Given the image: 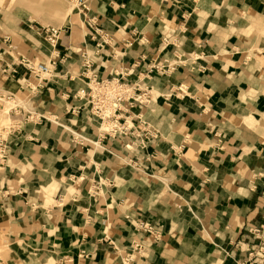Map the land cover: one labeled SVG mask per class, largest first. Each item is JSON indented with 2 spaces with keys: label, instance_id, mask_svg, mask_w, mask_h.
<instances>
[{
  "label": "crops",
  "instance_id": "obj_1",
  "mask_svg": "<svg viewBox=\"0 0 264 264\" xmlns=\"http://www.w3.org/2000/svg\"><path fill=\"white\" fill-rule=\"evenodd\" d=\"M79 15L37 93L20 60L52 57L44 24L0 18V87L49 117L10 136L0 162L3 264H261L264 0H90L94 22ZM94 74L151 90L127 103L157 131L147 147L89 118L76 92Z\"/></svg>",
  "mask_w": 264,
  "mask_h": 264
},
{
  "label": "built area",
  "instance_id": "obj_2",
  "mask_svg": "<svg viewBox=\"0 0 264 264\" xmlns=\"http://www.w3.org/2000/svg\"><path fill=\"white\" fill-rule=\"evenodd\" d=\"M72 4L78 9L84 17L88 18L90 22H94V17L90 14V0H70ZM45 37L46 41L53 47V55L50 60L45 62H34L33 60L22 58L20 62L27 69L29 76L20 78L19 84L23 88H28L31 93L40 92L42 88L51 78L57 75L56 68L58 66V44L61 40L64 28L55 25H39L37 28ZM84 66L86 71L90 67L89 54L85 51L83 54ZM159 70H164L161 66H156ZM6 71V69H4ZM12 73H16L13 69ZM31 77L35 78L30 81ZM88 82L84 88L76 92V97L84 99L88 106L89 118H93L99 122V127L102 133L125 138V148L127 150L134 149V146L145 148L150 137H155L157 134L151 130H145L146 122L142 118L135 123L132 116L128 113L129 107L134 106L135 103H144L148 101V90L144 89L135 93L133 85L120 78H99L96 74L88 78ZM36 80V82H35ZM0 107L5 108L4 98L14 99V105L10 108L13 119L8 127L5 136L0 137V162L5 161L11 151L10 144L14 133H18L23 129L27 122H39L44 118H49L46 114L36 112L29 108L27 102L20 99L17 102V97L14 93L0 89ZM146 97L147 99H144ZM85 106H73L68 111L73 114H80ZM79 138L80 135L78 134ZM77 137H75L76 139ZM251 261L264 264V245L253 247L250 251ZM0 264H3L0 258Z\"/></svg>",
  "mask_w": 264,
  "mask_h": 264
},
{
  "label": "rangeland",
  "instance_id": "obj_3",
  "mask_svg": "<svg viewBox=\"0 0 264 264\" xmlns=\"http://www.w3.org/2000/svg\"><path fill=\"white\" fill-rule=\"evenodd\" d=\"M21 1L24 3L25 0H20V1L19 0H0V18H3V17L7 18L8 15L13 16L14 14H17L18 16L22 18H26L29 15L35 20H37L38 22L46 26L55 25V26L62 27L64 24H70L71 21H74L75 23H80L82 25L83 20L81 19L79 15L78 9L72 4L70 0H34L36 1L35 4L37 6L33 9L29 7L27 8L26 6L22 5L23 3ZM49 2H52L54 4L49 5ZM0 75H1V72H0ZM1 84H3V80L2 81L0 80V86ZM150 96H151V90L149 89L147 97L150 98ZM20 99H21L20 97H17V102H20ZM144 99H147V98L144 97ZM2 101L5 102V108L2 109L0 107V137L5 136V133L7 132L8 127L12 123L13 119H15L12 116V113L10 112V108L15 104L14 99L4 98ZM146 124L147 125H145L146 127L145 130H151L157 134V131L151 129L148 122ZM156 137L157 135L155 137H150L147 141V144L149 143L151 138L155 139ZM73 192L76 193L75 190H73ZM36 252H38V254L42 253L43 256H45L46 254L45 251L40 252L39 250ZM0 256H2L3 258L9 256V254H7L5 246L0 247Z\"/></svg>",
  "mask_w": 264,
  "mask_h": 264
},
{
  "label": "bare ground",
  "instance_id": "obj_4",
  "mask_svg": "<svg viewBox=\"0 0 264 264\" xmlns=\"http://www.w3.org/2000/svg\"><path fill=\"white\" fill-rule=\"evenodd\" d=\"M19 1H20V0H19ZM25 1H26V0H25ZM21 2H22V1H21ZM21 2H20V3H21ZM33 2H34V1H33ZM22 3H23V2H22ZM24 3H25V2H24ZM24 3H23V4H24ZM26 3H27V2H26ZM23 4H22V5H23ZM29 4H30V3H29ZM29 4H28V5H29ZM5 135H6V133H5Z\"/></svg>",
  "mask_w": 264,
  "mask_h": 264
}]
</instances>
